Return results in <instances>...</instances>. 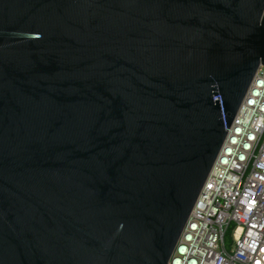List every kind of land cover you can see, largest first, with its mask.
Here are the masks:
<instances>
[{
  "label": "water",
  "instance_id": "water-1",
  "mask_svg": "<svg viewBox=\"0 0 264 264\" xmlns=\"http://www.w3.org/2000/svg\"><path fill=\"white\" fill-rule=\"evenodd\" d=\"M260 65L264 0H0V264H169Z\"/></svg>",
  "mask_w": 264,
  "mask_h": 264
},
{
  "label": "built area",
  "instance_id": "built-area-1",
  "mask_svg": "<svg viewBox=\"0 0 264 264\" xmlns=\"http://www.w3.org/2000/svg\"><path fill=\"white\" fill-rule=\"evenodd\" d=\"M226 130L169 264H264L262 65Z\"/></svg>",
  "mask_w": 264,
  "mask_h": 264
},
{
  "label": "trees",
  "instance_id": "trees-1",
  "mask_svg": "<svg viewBox=\"0 0 264 264\" xmlns=\"http://www.w3.org/2000/svg\"><path fill=\"white\" fill-rule=\"evenodd\" d=\"M227 240H228V241H230V238H229V236L227 237Z\"/></svg>",
  "mask_w": 264,
  "mask_h": 264
}]
</instances>
